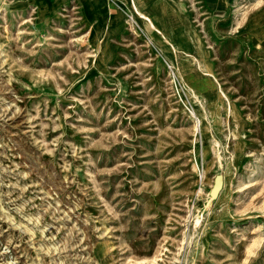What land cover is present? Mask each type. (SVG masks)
I'll return each instance as SVG.
<instances>
[{
	"label": "rangeland",
	"instance_id": "374dc122",
	"mask_svg": "<svg viewBox=\"0 0 264 264\" xmlns=\"http://www.w3.org/2000/svg\"><path fill=\"white\" fill-rule=\"evenodd\" d=\"M0 264H264V0H0Z\"/></svg>",
	"mask_w": 264,
	"mask_h": 264
},
{
	"label": "bare ground",
	"instance_id": "6f19581e",
	"mask_svg": "<svg viewBox=\"0 0 264 264\" xmlns=\"http://www.w3.org/2000/svg\"><path fill=\"white\" fill-rule=\"evenodd\" d=\"M146 18V17H145ZM5 211V210H4Z\"/></svg>",
	"mask_w": 264,
	"mask_h": 264
}]
</instances>
